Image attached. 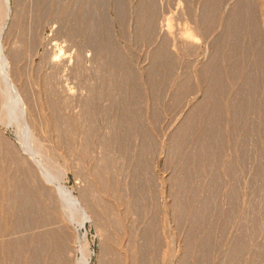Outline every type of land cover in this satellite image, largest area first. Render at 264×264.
<instances>
[{"label":"rangeland","instance_id":"1","mask_svg":"<svg viewBox=\"0 0 264 264\" xmlns=\"http://www.w3.org/2000/svg\"><path fill=\"white\" fill-rule=\"evenodd\" d=\"M6 3L0 264H264V0Z\"/></svg>","mask_w":264,"mask_h":264},{"label":"bare ground","instance_id":"2","mask_svg":"<svg viewBox=\"0 0 264 264\" xmlns=\"http://www.w3.org/2000/svg\"><path fill=\"white\" fill-rule=\"evenodd\" d=\"M216 1H217V0H216ZM6 2L9 3V0H5V3H6ZM7 3H6V5H7ZM8 5H9V4H8ZM8 5L6 6L7 8H8ZM7 8H6V9H7ZM7 13H8V12H7ZM217 69H218V68H217ZM215 72H216V71H215ZM217 73H219V70L217 71ZM213 75L216 76L215 74H213ZM218 77H219V76H218ZM215 79H216V78H215ZM214 81H215V80H214ZM217 83H218V82H217ZM219 83H220V82H219ZM219 85H220V84H219ZM213 86H214V85H213ZM215 86H216V85H215ZM213 88H214V87H213ZM218 89H221V88H218ZM219 92H220V91H219ZM214 93H215V92H213V94H214ZM214 97H215V96H214ZM214 97H213V98H214ZM217 98H218V97H217ZM217 103H218V102H217ZM217 105H218V104H217ZM218 108H219V107H218ZM215 109H216V108H215ZM216 110H217V109H216ZM219 111H220V109H219ZM219 111H218V112H219ZM215 113H217V112H215ZM212 114H213V113H212ZM217 116H218V115H217ZM92 118H93V117H92ZM214 118H215V117H214ZM88 120H90V119H88ZM92 120H93V119H92ZM89 123H90V122H89ZM93 124H94V123H93ZM88 127H89V126H88ZM94 132H95V131H94ZM85 142H86V141H85ZM88 145H89V144H88ZM105 156H106V155H105ZM104 158H105V157H104ZM105 162H106V161H105ZM105 164H107V163H105ZM51 181H52V180H51ZM23 186H25V185H23ZM24 188H25V187H24ZM28 188H29V187H28ZM63 188H64V187H63ZM26 189H27V188H26ZM26 189H25V190H26ZM61 189H62V188H61ZM28 190H29V189H28ZM65 190H66V189H65ZM31 191H32V189H31ZM71 192H72V191H71ZM71 192H70V191H65L66 195L69 196V199H73L74 202L77 204V201H78V200L73 196V194H72ZM30 199H31V198H30ZM31 200H33V199H31ZM49 221H50V220H49ZM48 223H49V222H48ZM46 224H47V223H46ZM83 224H84V222H83ZM83 224H82V225H83ZM51 231H52V230H51ZM86 257H87V256H86ZM88 262H89L88 259H86V264H88Z\"/></svg>","mask_w":264,"mask_h":264}]
</instances>
